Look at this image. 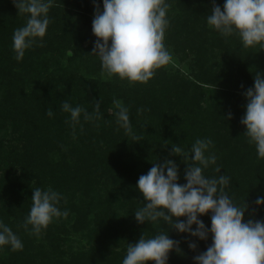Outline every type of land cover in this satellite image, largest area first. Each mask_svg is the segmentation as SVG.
<instances>
[{
    "label": "trees",
    "instance_id": "trees-1",
    "mask_svg": "<svg viewBox=\"0 0 264 264\" xmlns=\"http://www.w3.org/2000/svg\"><path fill=\"white\" fill-rule=\"evenodd\" d=\"M166 2L164 44L172 61L147 83H130L107 75L91 54L97 40L94 3L103 8V0H54L42 43L38 40L19 62L12 37L28 15L19 14L13 0H0V99L15 104L17 131L23 133L21 145L8 143L10 151L0 140V162L11 169L15 162L20 166L18 176L3 170L0 177V184L8 183L0 220L23 242L22 250L0 249V264H122L128 244L143 233L153 236L168 228L162 222L136 221L134 213L144 203L136 187L139 177L153 162L171 159L179 167L178 183L185 184L187 164L171 154L172 146L190 154L198 138H210L217 157L205 175L229 176L226 191L237 205H248L245 222L264 221V205L255 203L264 197V158L241 124L247 104L243 93L254 86L257 72L264 74V47L246 48L238 36L225 38L207 25L213 3L223 10L225 0ZM114 98L129 108L139 141L117 124ZM65 100L89 113L100 103L102 118L86 121L81 114L73 128L61 107ZM49 109L53 117L47 116ZM52 126L58 129L52 132ZM188 159L191 163V155ZM36 187L60 192L59 207L69 212L38 235L31 225L24 228ZM199 218L211 227L210 213ZM169 235L180 241V251L170 252L168 264H194L193 258L212 243L211 234L206 241L175 230Z\"/></svg>",
    "mask_w": 264,
    "mask_h": 264
},
{
    "label": "clouds",
    "instance_id": "clouds-1",
    "mask_svg": "<svg viewBox=\"0 0 264 264\" xmlns=\"http://www.w3.org/2000/svg\"><path fill=\"white\" fill-rule=\"evenodd\" d=\"M13 3L19 14L28 15L26 24L17 28L12 37L15 59L19 62L38 40L42 43L51 22L48 14L54 0H13ZM94 7L92 32L97 40L91 54L99 58L107 75H117L130 83H147L157 69L172 61L164 44L170 7L166 0H103V11L99 4L94 3ZM206 22L225 38L238 36L246 48L264 47V0H225L223 10L213 3ZM243 95L247 100L241 119L246 127L244 135L255 145L258 157L264 158V74L257 72L254 86ZM61 107L70 114L73 128L80 123L81 114L86 121L102 118L100 103L94 104L93 113L80 105L74 107L67 100ZM113 107L117 124L132 141H139L130 123L129 108L115 98ZM46 114L54 115L51 109ZM212 147L210 138L196 139L190 154L178 145L172 146L171 154L183 157L187 164L185 184L178 183L179 167L171 159L153 162L147 174L139 177L136 187L144 203L134 213L136 221L140 224L162 222L168 228L153 236L143 233L135 244H128L122 264H168L170 252L180 251V241L170 238L169 230L203 241L211 234V245L193 258L194 264H264V221L245 222L248 205H237L226 191L229 176L205 175V170L216 165ZM190 155L191 163H188ZM220 171L217 165L215 172ZM62 199V194L51 187H36L24 221L25 230L31 225V232L38 235L54 219H66L68 210L61 211L59 207ZM255 203L264 205V197L258 196ZM209 213L210 228L199 218ZM182 217L185 219L181 220ZM5 246H10L12 251L22 250L23 242L0 220V249ZM188 246L191 250L197 249L195 242L189 241Z\"/></svg>",
    "mask_w": 264,
    "mask_h": 264
},
{
    "label": "rangeland",
    "instance_id": "rangeland-1",
    "mask_svg": "<svg viewBox=\"0 0 264 264\" xmlns=\"http://www.w3.org/2000/svg\"><path fill=\"white\" fill-rule=\"evenodd\" d=\"M100 11H103V8L100 7ZM94 14H95V12L93 13V16H94ZM182 68H184V66ZM2 98L0 99V102L2 101ZM0 106H2V107H0V115H1L0 116V140L3 139L5 141L3 143V145L5 146L4 149L10 151L11 148H9L8 143H10L11 145H21L19 138H21L23 133H22V130H20V132L17 131V127H19V126H17V124H16V121L18 123L20 120L19 119V111L17 110L15 104L12 101L7 102V101L3 100ZM13 121H14V124H13ZM50 126L51 125L45 126V130H47V132L49 131ZM57 129H58L57 127L55 128L52 126V132L56 131ZM72 136H73V138L78 139V133L77 132L74 133ZM13 169H16V171L14 172ZM3 170L5 172H11L12 171V175L18 176L20 173V166L18 165V163L15 162L14 168L11 169V168L6 167L5 161H2V162H0V177L3 176L2 175ZM7 184L6 183L0 184V205L5 203L8 199L7 193L3 190L4 188H7ZM75 241H74V243H75Z\"/></svg>",
    "mask_w": 264,
    "mask_h": 264
}]
</instances>
